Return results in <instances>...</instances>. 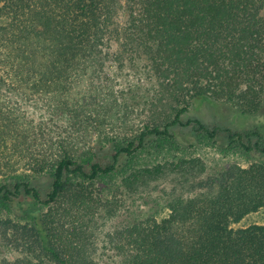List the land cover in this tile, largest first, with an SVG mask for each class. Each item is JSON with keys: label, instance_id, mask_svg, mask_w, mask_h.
<instances>
[{"label": "trees", "instance_id": "1", "mask_svg": "<svg viewBox=\"0 0 264 264\" xmlns=\"http://www.w3.org/2000/svg\"><path fill=\"white\" fill-rule=\"evenodd\" d=\"M140 96L165 111L133 129ZM200 98L264 109V0H0V264H264V224L231 226L264 210V133L184 120ZM179 128L251 160L134 166Z\"/></svg>", "mask_w": 264, "mask_h": 264}, {"label": "rangeland", "instance_id": "2", "mask_svg": "<svg viewBox=\"0 0 264 264\" xmlns=\"http://www.w3.org/2000/svg\"><path fill=\"white\" fill-rule=\"evenodd\" d=\"M135 100L137 101H132L131 107L127 111H124L125 114H123L126 120L125 122L133 129H139L146 120L160 118L164 114L165 106L156 100L146 99L144 96L135 97ZM32 116L36 121L41 119L36 109H33ZM182 117L184 120L197 118L208 128L217 126L220 130L229 127L233 130L247 131L256 127L264 133V109L251 115L241 114L236 107L228 103L200 98L193 100ZM53 131H56L54 127L47 129L49 135H53ZM174 135L175 137L171 140L154 141L152 146L136 156L134 166L140 167L158 162H170L179 157H201L203 160L209 161L210 165L234 162L245 166L251 160L249 155L241 151L226 149V140L222 133L219 135L218 142L216 143H212V141L202 137L198 139L200 141L196 142L197 139L189 128L174 129ZM123 175L118 174L110 182L105 183L106 186H110L113 189L112 193L117 198L125 194V191L119 186ZM170 178L171 176L167 177V175H164L156 180H145L137 187V192L132 194L133 201L141 204L145 209H151L157 204V200H159L155 195H159V191L162 188L170 186ZM4 180L5 178L0 175V183ZM164 213L165 211H161V214ZM253 223L264 224L263 209L247 214L240 221L232 223L231 226L237 228Z\"/></svg>", "mask_w": 264, "mask_h": 264}]
</instances>
